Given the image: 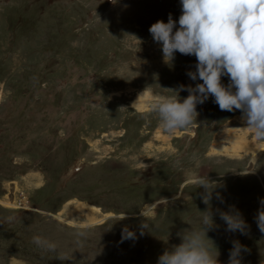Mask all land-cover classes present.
<instances>
[{
  "label": "rangeland",
  "instance_id": "rangeland-1",
  "mask_svg": "<svg viewBox=\"0 0 264 264\" xmlns=\"http://www.w3.org/2000/svg\"><path fill=\"white\" fill-rule=\"evenodd\" d=\"M180 14V0H0V264H47L37 235L57 243L55 264H157L206 208L193 171L217 184L207 235L221 264L233 241L241 264H264V140L211 96L172 132L149 111L151 94L202 83L195 56L166 62L149 32ZM230 207L245 234L226 231Z\"/></svg>",
  "mask_w": 264,
  "mask_h": 264
},
{
  "label": "clouds",
  "instance_id": "clouds-1",
  "mask_svg": "<svg viewBox=\"0 0 264 264\" xmlns=\"http://www.w3.org/2000/svg\"><path fill=\"white\" fill-rule=\"evenodd\" d=\"M180 5L178 20L169 15L166 23H153L149 32L161 44L166 62L173 60L176 52L195 56V71L188 76L202 83L164 89L174 93L170 96L151 94L149 111L158 115L165 131L172 132L197 123V105L211 96L221 111H241L246 128L257 140H264V0H180ZM225 76L227 84L223 83ZM180 91L188 95L181 98ZM189 182L204 190L206 208L199 211V226L185 229L181 242L165 250L157 264H221L218 248L207 235L216 227L210 201L217 184L198 171L190 174ZM217 211L226 231L245 234L248 225L238 210L230 207L228 211ZM256 220L264 233V210ZM76 235L83 237L85 233ZM123 238L134 239L135 233L126 230ZM33 243L45 252L56 253L58 249L56 242L39 235L33 237ZM242 251H246L244 246L233 241L228 264H241Z\"/></svg>",
  "mask_w": 264,
  "mask_h": 264
},
{
  "label": "trees",
  "instance_id": "trees-1",
  "mask_svg": "<svg viewBox=\"0 0 264 264\" xmlns=\"http://www.w3.org/2000/svg\"><path fill=\"white\" fill-rule=\"evenodd\" d=\"M82 169H83L82 167H79L74 173H72V174L70 175V177H69L68 179H69L70 181H73V180L75 179L76 174H78ZM139 175H140V173H138V176H139ZM148 176H149V174H147V177H148ZM150 177H151V175H150ZM77 180H79V179H77ZM77 180H75V181H77ZM70 181H69V182H70ZM65 182L67 183V181H65ZM100 185H101V184H100ZM102 186H103V187H107V185H105V184H104V185H101V187H102ZM128 186H133V185H131V183H130V185H128ZM122 190H123V189H122ZM46 195H47V194H44V195H43V196H45L43 205H45L46 202L49 200V198L52 197V195H50V196H48V197H46ZM38 201H39V200H38ZM38 201L36 202V204H31V207H33V206L36 207ZM25 212H27V211H25ZM28 214H29V213H28ZM21 215H22V213L19 212V216H21ZM19 216H18V217H19ZM16 219H17V217H15L12 221H17ZM10 220H11V219H10ZM5 221H7V218H0V232L5 231V229L7 228V227H6V224H5ZM44 224H47V223L45 222V223H43V224H39V225L41 226V225H44ZM0 252H4V253L7 252L6 247L0 245ZM39 255H42L43 259H45V262H46L47 264H55L56 261H57V256L54 255L53 253L45 252V251L39 249Z\"/></svg>",
  "mask_w": 264,
  "mask_h": 264
},
{
  "label": "bare ground",
  "instance_id": "bare-ground-1",
  "mask_svg": "<svg viewBox=\"0 0 264 264\" xmlns=\"http://www.w3.org/2000/svg\"><path fill=\"white\" fill-rule=\"evenodd\" d=\"M258 147H259V149H257L256 152H261V151L263 152L264 151V146L261 145V146H258Z\"/></svg>",
  "mask_w": 264,
  "mask_h": 264
}]
</instances>
